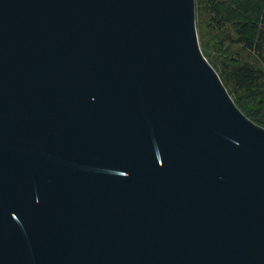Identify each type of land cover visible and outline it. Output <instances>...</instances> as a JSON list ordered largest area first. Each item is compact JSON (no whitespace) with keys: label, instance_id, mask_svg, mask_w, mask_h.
<instances>
[{"label":"water","instance_id":"1","mask_svg":"<svg viewBox=\"0 0 264 264\" xmlns=\"http://www.w3.org/2000/svg\"><path fill=\"white\" fill-rule=\"evenodd\" d=\"M0 264H264V128L195 0H0Z\"/></svg>","mask_w":264,"mask_h":264},{"label":"trees","instance_id":"2","mask_svg":"<svg viewBox=\"0 0 264 264\" xmlns=\"http://www.w3.org/2000/svg\"><path fill=\"white\" fill-rule=\"evenodd\" d=\"M195 25L235 105L264 128V0H195Z\"/></svg>","mask_w":264,"mask_h":264}]
</instances>
